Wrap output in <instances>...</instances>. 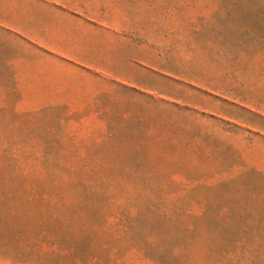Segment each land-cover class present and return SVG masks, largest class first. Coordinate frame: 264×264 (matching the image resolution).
<instances>
[{"label":"rangeland","instance_id":"1","mask_svg":"<svg viewBox=\"0 0 264 264\" xmlns=\"http://www.w3.org/2000/svg\"><path fill=\"white\" fill-rule=\"evenodd\" d=\"M0 264H264V0H0Z\"/></svg>","mask_w":264,"mask_h":264}]
</instances>
